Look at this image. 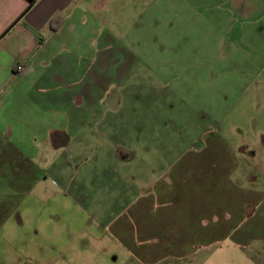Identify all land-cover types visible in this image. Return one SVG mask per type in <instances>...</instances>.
Masks as SVG:
<instances>
[{
	"label": "crops",
	"instance_id": "0c3cea01",
	"mask_svg": "<svg viewBox=\"0 0 264 264\" xmlns=\"http://www.w3.org/2000/svg\"><path fill=\"white\" fill-rule=\"evenodd\" d=\"M113 1L0 0V264H172L224 239L264 245V180L246 189L230 180L233 148L227 176L212 179L186 148L161 147L167 160L150 164L148 148L104 124L103 101L124 104L153 83L126 35L95 34L101 12L107 25L115 17ZM245 2L232 10L248 16ZM95 148L99 162L110 155L107 168L122 167L119 178L31 175L36 155L64 170L70 162L53 154Z\"/></svg>",
	"mask_w": 264,
	"mask_h": 264
},
{
	"label": "rangeland",
	"instance_id": "374dc122",
	"mask_svg": "<svg viewBox=\"0 0 264 264\" xmlns=\"http://www.w3.org/2000/svg\"><path fill=\"white\" fill-rule=\"evenodd\" d=\"M231 2L114 0L110 6L115 17L107 25L101 12L95 34L126 35L121 43L143 57V64L148 62L153 83L143 90L134 87L124 104L117 100L106 106L103 101L99 111L106 126H116L136 148L149 149L150 164L165 162L158 151L174 144L187 149L183 158H196L199 174L212 172L217 179L227 176L224 159L234 152L239 166L229 178L246 189L264 180V0H246L248 16L232 10ZM83 130L91 131V123ZM104 139L95 141L103 146ZM216 141L225 146L214 149ZM228 146L234 149L229 154ZM96 148L85 156L69 153V159L53 154L70 162L64 170L44 166L52 154L36 155L31 175L55 183L119 178L122 167L107 168L110 155L102 154L99 162ZM238 245L224 239L172 264H264V245L257 240Z\"/></svg>",
	"mask_w": 264,
	"mask_h": 264
},
{
	"label": "built area",
	"instance_id": "2783aa9c",
	"mask_svg": "<svg viewBox=\"0 0 264 264\" xmlns=\"http://www.w3.org/2000/svg\"><path fill=\"white\" fill-rule=\"evenodd\" d=\"M14 69H15L16 71H18V70L20 69V65L17 64V65L14 67Z\"/></svg>",
	"mask_w": 264,
	"mask_h": 264
}]
</instances>
